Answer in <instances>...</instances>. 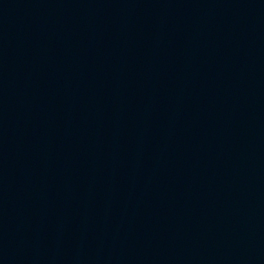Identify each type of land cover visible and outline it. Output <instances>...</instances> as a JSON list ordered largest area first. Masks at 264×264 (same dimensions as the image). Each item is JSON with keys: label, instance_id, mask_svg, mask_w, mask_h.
Listing matches in <instances>:
<instances>
[{"label": "water", "instance_id": "1", "mask_svg": "<svg viewBox=\"0 0 264 264\" xmlns=\"http://www.w3.org/2000/svg\"><path fill=\"white\" fill-rule=\"evenodd\" d=\"M0 264H264V0H0Z\"/></svg>", "mask_w": 264, "mask_h": 264}]
</instances>
